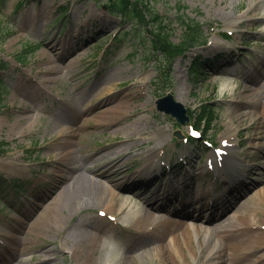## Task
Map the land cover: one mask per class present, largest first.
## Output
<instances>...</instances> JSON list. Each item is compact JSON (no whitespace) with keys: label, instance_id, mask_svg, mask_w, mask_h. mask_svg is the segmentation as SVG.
Segmentation results:
<instances>
[{"label":"rangeland","instance_id":"obj_1","mask_svg":"<svg viewBox=\"0 0 264 264\" xmlns=\"http://www.w3.org/2000/svg\"><path fill=\"white\" fill-rule=\"evenodd\" d=\"M21 1L4 0L0 3L3 28L0 36V81L3 84L0 88V141L9 144L6 152L0 153V180L1 176L5 180L0 183V190L5 188L4 192H0V243L5 246L8 244L9 248L14 247L15 250L21 249L18 258H25L24 264L39 263L38 256L41 254L48 256L43 264H77L86 255H90L95 264H120L126 250H135L132 245L123 244L119 231L105 225L106 221L96 215L97 210L103 209L117 215L120 224L132 225L133 228L148 225L149 221L136 224L145 199L137 198L134 191L121 192L118 198L106 203L88 204L70 217L59 212L60 224L51 219L62 190L61 177L66 178L74 173L72 169L81 166L79 164L84 163L97 173L102 163L112 159L114 152L120 154L123 159L112 182L120 189V183L130 179L135 168H140L142 162L146 161L152 145H157L153 144V139L170 146L172 131L176 126L167 116L158 113L154 104V97L165 91H171L179 102L193 111H198L201 104L205 103L215 109L217 119L207 133L212 140L239 134L242 144L237 148V157L247 160L246 167L255 164L248 166L252 179L247 182L250 197L245 205L248 203L252 208L264 211V206L257 202L264 194V160L261 159L264 147L253 148L247 144V136H253V123L264 102V90L260 89L263 77L252 85L254 91L241 93L243 103L239 105V94L245 81L240 76L230 75V69L224 68L221 72L218 68H212L214 72L205 70L207 74H202L197 81L187 74L195 56L203 59L215 53L207 46L197 45L185 57L174 61L169 82H159L153 86L151 81L159 71L160 56L153 54L149 27L134 25L131 21L123 22L111 16L104 9L105 0H26L18 9L17 4ZM149 3L164 19L163 23L173 42H178L183 35L179 20L182 13L177 12L179 4L185 7L184 14L200 26L199 35L210 41L213 38L212 27L215 30L235 27L232 23L237 17L255 19H246L241 29L247 32L236 34L234 47L240 44V37L244 41L264 40V20H261L264 0H149ZM27 11H36L39 16L27 18ZM62 15L59 23H56L55 19ZM22 23L28 27L23 28ZM113 38L121 40L117 42L118 46ZM45 42L51 46L59 43L52 57L43 52ZM67 43L71 54L67 51ZM246 45L245 53L251 59H235L231 67H241L238 64L244 61L247 66L242 70L259 78L264 74V44L253 42ZM26 46L32 49L21 60L24 72L34 74L38 68L47 69L49 75L36 76L40 80L53 78L55 83L45 82L44 92L24 97L20 88L34 90L35 86L18 84L16 80L19 79V72L13 69L17 57ZM62 53L63 59L59 56ZM55 97L77 107V115L66 112ZM112 111L127 117L123 129L118 132L113 131L115 127L106 126L117 118H110ZM138 111L142 113L133 115ZM98 112L101 114L96 115ZM239 113L241 117L237 115ZM78 114L88 118L87 121L82 120L81 129L76 130L74 136L59 138L63 130L56 129V125L68 122L66 124L75 130L80 124ZM261 122H264L263 118L257 131L264 133ZM135 126L141 130L142 139L127 142L126 138L135 134L132 131ZM156 133L161 134L160 138L155 137ZM136 136L138 134L133 137ZM117 140H126L123 145L129 149H114L112 153H106L104 146ZM95 152L97 154L88 158ZM132 165L133 169L130 168ZM60 167L61 173L57 171ZM258 168H263V171L256 170ZM10 180H16L14 185L20 189L22 184H28L25 194L20 198L17 197L18 192L8 184ZM258 191L260 196H256ZM23 200L31 203L30 209L23 210L26 209ZM32 210H36L34 214ZM44 223L46 230H41V224L44 226ZM249 223L261 225L264 220L253 216ZM92 227L101 230V234L94 233ZM200 235L196 237L192 233V243L190 239V243L186 244L187 264H200L201 258L206 263L209 249L216 245L210 233L202 231ZM198 238L201 245L197 243ZM188 246L198 253L197 258L190 254ZM141 251L139 249L136 253L127 254L136 256L138 264H162L153 251L140 259ZM1 258L11 259L7 252ZM209 262L216 263L214 258ZM178 264H184V260L180 259Z\"/></svg>","mask_w":264,"mask_h":264},{"label":"bare ground","instance_id":"obj_2","mask_svg":"<svg viewBox=\"0 0 264 264\" xmlns=\"http://www.w3.org/2000/svg\"><path fill=\"white\" fill-rule=\"evenodd\" d=\"M29 16L36 17L38 16L36 13H29ZM43 52L45 55L52 57L55 53V50L58 48L59 43L54 44L51 46L48 42H45L43 44ZM61 45V44H60ZM61 45V49H62ZM62 51V50H61ZM68 51V49H67ZM61 59L64 58L63 53L59 55ZM58 58V56H56ZM60 59V60H61ZM60 68V67H59ZM61 69V68H60ZM48 73L47 69L38 68L35 72V75H45ZM114 79V78H113ZM24 81L29 80L28 77L23 78ZM39 80L40 84H43L47 82L46 79ZM45 86V85H44ZM260 89L264 90V82L260 85ZM254 88H251V85H244L242 87V90L240 91L239 97L240 102L238 104L240 105L243 103L241 93H250L251 91H254ZM17 93V92H16ZM22 96L27 97L30 95V93L22 92ZM69 110L77 111V107L70 108L66 106ZM27 109V108H26ZM19 110V109H18ZM26 111V110H24ZM21 112V110H20ZM17 112V113H20ZM110 112V111H109ZM96 115H100L101 113H95ZM238 116L241 113L237 114ZM110 118H113L117 116L115 120H113L110 124L107 123V127H113L112 125H117L113 129V131L118 132L123 129L122 125L124 122L127 121V119L120 115L119 112L112 111L110 113ZM95 117V116H93ZM19 119H21V116H18ZM264 119V102L261 103V108L258 112V116L256 118V122L253 123L254 126V134L253 136H248L247 141L250 145L257 146V147H263L264 146V133L262 131H257L258 125L260 124V119ZM88 118H85V121H87ZM137 121V119H135ZM134 120V121H135ZM67 122H62L58 125H56V129H62L59 134H67V135H75L76 130H80L81 127L76 128L75 130L68 126L66 124ZM118 125L120 127H118ZM261 125H264V122H261ZM135 128V129H134ZM132 130L135 132L130 137H127V141H133V136L138 134H142L141 130L138 126H135ZM128 132L127 130H125ZM129 131V133H130ZM161 134L156 133L155 137L160 138ZM142 137L139 136V139ZM254 140H258L254 143ZM158 141L157 143H159ZM122 141L119 142H112L108 147L104 148L106 150V153H112L114 149H125L128 150V146H124ZM123 159V158H122ZM121 159V155L114 152L112 154V159L106 161V163L101 168V175L104 176V180L96 179L91 176H88L86 174V169H81L78 173L75 174V177L70 176L69 179L62 178L61 180V193L59 194V202L55 205L53 209V215L52 219L57 224H60L61 221L58 217V213L60 212L64 214V216H72L75 212H77L78 209H82L84 206L91 204V203H106V201H110L111 199L118 198V193H115L112 190L111 185H108V183L111 180L110 175H108V172L112 171L111 174H115L118 171L119 164ZM53 163H58L53 162ZM59 173L62 172L61 167L59 170H57ZM260 194V193H258ZM208 196L207 193H203L202 195H197L194 197V199L188 203H186V206L190 207L191 212H194L197 216L203 215L204 213L207 214H213V211H216V207H212L211 209L208 208L207 204L202 203L201 199ZM257 202L260 203L262 206H264V194H261V196L257 199ZM156 208L154 206H150L147 209L144 208L142 210V214L139 218L136 220V224H141L142 222H152L154 223V230L151 231V234L153 235V238H151L146 243H143L140 245V248L142 249L140 254V259H143V257L148 252H155L157 258L162 264H174L172 261L176 260V258L179 256L184 260V263L186 264L188 261L187 259V253L185 254L186 244L187 241H189L188 238V232L192 230V228L187 223H174L169 221V219H161L158 215L154 213ZM184 210V208H183ZM251 212L254 213V215H258L260 212L252 208L250 206H241L236 207L234 214L232 215H225L222 218H219L216 220L214 224L210 227V232L216 239V242L219 243V246L224 249L223 252L219 251L216 253L217 258L220 260L218 264H252V261L257 260L259 256H256L255 251L256 249L261 248V263L257 264H263L264 262V231L260 230H252L250 228L251 224L249 221L252 219ZM218 213V212H217ZM262 214V213H261ZM218 214H216L217 216ZM215 216V217H216ZM263 217V214H262ZM211 221V220H210ZM210 223V222H209ZM46 223H44V226L41 224V230H46L45 228ZM193 230L196 231L197 234H199V227L197 225H193ZM138 232V230H137ZM139 234H143V232H138ZM170 237V239H168ZM128 241L131 240V237H128ZM87 241V239H86ZM91 241V240H90ZM89 243V241H88ZM215 248V247H213ZM28 250H31L28 248ZM43 250V249H42ZM42 250H38L39 253L42 252ZM187 250V249H186ZM190 250V254L194 255L192 252V249ZM21 253V249H18L14 251L12 262H9L8 264H24L25 258H18V255ZM40 262L37 264H43L46 260H48L47 254H41L38 256ZM120 264H138V259L136 256L126 255L124 254L122 256ZM77 264H95L92 257L90 255H86L85 258L81 259L80 262Z\"/></svg>","mask_w":264,"mask_h":264},{"label":"trees","instance_id":"obj_3","mask_svg":"<svg viewBox=\"0 0 264 264\" xmlns=\"http://www.w3.org/2000/svg\"><path fill=\"white\" fill-rule=\"evenodd\" d=\"M133 0H108V7L114 11L121 13L122 15H126L128 18H132L133 15L136 17H143L140 10H137V3H132ZM137 10V11H136ZM158 17L153 16L152 20H157ZM1 32V30H0ZM157 38H160L159 35H157ZM191 38H188L190 41ZM165 41L161 44V49L164 51V53L167 56H172L173 54L179 52L181 50V46L186 44V42L181 43V45H173L168 40L164 39Z\"/></svg>","mask_w":264,"mask_h":264},{"label":"water","instance_id":"obj_4","mask_svg":"<svg viewBox=\"0 0 264 264\" xmlns=\"http://www.w3.org/2000/svg\"><path fill=\"white\" fill-rule=\"evenodd\" d=\"M173 106H174V109H176V111H178V114H179L178 118L180 119V121H182L181 119L183 117L184 110L182 109V107L180 105L173 104Z\"/></svg>","mask_w":264,"mask_h":264},{"label":"snow or ice","instance_id":"obj_5","mask_svg":"<svg viewBox=\"0 0 264 264\" xmlns=\"http://www.w3.org/2000/svg\"><path fill=\"white\" fill-rule=\"evenodd\" d=\"M193 134H194V135H197V136H199V135H200L198 132H194Z\"/></svg>","mask_w":264,"mask_h":264}]
</instances>
